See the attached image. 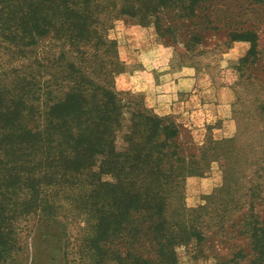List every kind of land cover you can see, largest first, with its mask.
I'll return each instance as SVG.
<instances>
[{
  "label": "trees",
  "instance_id": "trees-1",
  "mask_svg": "<svg viewBox=\"0 0 264 264\" xmlns=\"http://www.w3.org/2000/svg\"><path fill=\"white\" fill-rule=\"evenodd\" d=\"M206 3L208 35L250 44L234 66L264 110V0H0V40L19 62L0 74V263L21 249L22 222L55 215L61 196L86 216L81 264H174L176 246L202 239L173 201L215 146L184 150L177 125L120 96L108 30L125 16L168 30ZM251 231L261 243L264 228Z\"/></svg>",
  "mask_w": 264,
  "mask_h": 264
},
{
  "label": "rangeland",
  "instance_id": "rangeland-1",
  "mask_svg": "<svg viewBox=\"0 0 264 264\" xmlns=\"http://www.w3.org/2000/svg\"><path fill=\"white\" fill-rule=\"evenodd\" d=\"M204 7L199 17L174 20L168 30L166 21L160 31L150 19L125 16L113 20L108 37L115 41L118 60L112 71L114 88L132 106L137 104L177 125L184 150L196 152L204 145L215 146L210 149L213 155L208 156L204 172L187 176L183 198L173 201L172 212L181 213L182 221L198 225L203 234L200 241L193 238L176 246L174 264H264V236H256L261 239L256 245L252 231L248 232L251 227L264 228V110L259 107L262 91L236 70L232 60L224 61L223 54L236 41L228 42L226 33L208 35L203 30L208 25L210 3ZM144 29H150L171 49L179 66L207 71L216 76L217 83L229 82L226 87L233 92L230 111L215 114L192 103L162 114L147 106L142 94L130 91L122 80V47L124 43L132 47L137 32ZM18 65L0 40V74L14 73ZM220 188L223 193L212 196ZM62 197L56 198L63 207L55 215L32 214L27 226L22 222L21 249L13 260L0 264H81L76 247L83 242L86 216L71 209ZM103 264L115 263L104 260Z\"/></svg>",
  "mask_w": 264,
  "mask_h": 264
},
{
  "label": "crops",
  "instance_id": "crops-1",
  "mask_svg": "<svg viewBox=\"0 0 264 264\" xmlns=\"http://www.w3.org/2000/svg\"><path fill=\"white\" fill-rule=\"evenodd\" d=\"M136 36L132 47L126 43L122 47L125 64L122 80L130 91L144 96L147 106L162 114L192 103L215 114L230 111L233 92L226 87L229 82L217 83L216 76L207 71L179 66L171 49L150 29L138 31ZM249 46L246 41H236L223 54L224 61L235 63ZM222 66L227 69L226 65Z\"/></svg>",
  "mask_w": 264,
  "mask_h": 264
}]
</instances>
